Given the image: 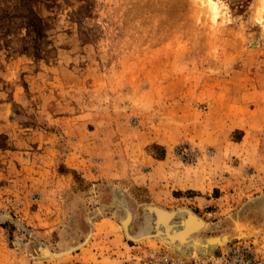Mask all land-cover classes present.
Here are the masks:
<instances>
[{
	"label": "rangeland",
	"instance_id": "rangeland-1",
	"mask_svg": "<svg viewBox=\"0 0 264 264\" xmlns=\"http://www.w3.org/2000/svg\"><path fill=\"white\" fill-rule=\"evenodd\" d=\"M214 2L0 0V264H264V0Z\"/></svg>",
	"mask_w": 264,
	"mask_h": 264
},
{
	"label": "built area",
	"instance_id": "built-area-1",
	"mask_svg": "<svg viewBox=\"0 0 264 264\" xmlns=\"http://www.w3.org/2000/svg\"><path fill=\"white\" fill-rule=\"evenodd\" d=\"M146 264H253V254L249 245L237 240L217 249L209 259L184 261L165 251H152Z\"/></svg>",
	"mask_w": 264,
	"mask_h": 264
},
{
	"label": "bare ground",
	"instance_id": "bare-ground-1",
	"mask_svg": "<svg viewBox=\"0 0 264 264\" xmlns=\"http://www.w3.org/2000/svg\"><path fill=\"white\" fill-rule=\"evenodd\" d=\"M204 1V0H203ZM202 2V0H201ZM207 3V4H206ZM206 4L208 6V10H210L212 13H216L217 9V2H214V0H206ZM153 210V219L151 222H147V227L151 228V231L146 233L145 235L149 236L153 231L158 233L159 235L161 232H166V228L169 230V232L172 231L171 239L175 240L178 239L181 241V244H184L186 241V237L189 235H194L196 232H200V230L204 227V222L202 219L198 218L197 216L193 214H189L188 217L185 220V226L180 229V231L173 230L174 224L173 221L175 218L176 212H169L165 210H155L151 208V211ZM170 222V223H169ZM165 227V228H164ZM153 229V230H152ZM161 231V232H160ZM144 237V235L140 236ZM229 236H224L223 240H227ZM219 243H221V239H217ZM198 242V241H197ZM223 242V241H222ZM197 244V243H196ZM179 248V246H177Z\"/></svg>",
	"mask_w": 264,
	"mask_h": 264
},
{
	"label": "crops",
	"instance_id": "crops-1",
	"mask_svg": "<svg viewBox=\"0 0 264 264\" xmlns=\"http://www.w3.org/2000/svg\"><path fill=\"white\" fill-rule=\"evenodd\" d=\"M174 223V227H173V230H176V231H180V229L181 228H183L184 226H185V223L183 224V222L182 223H180V221H178V219L177 220H175V221H173ZM177 228V229H176ZM180 228V229H179ZM217 238H222V237H224V235H222V234H220V235H218V236H216ZM213 238V237H212ZM219 240V239H218ZM215 243V248H216V246H217V242H214ZM211 250V249H210ZM208 251H209V249H208Z\"/></svg>",
	"mask_w": 264,
	"mask_h": 264
}]
</instances>
